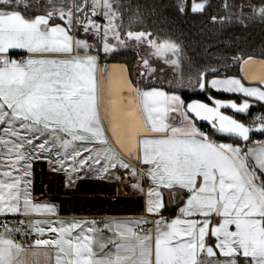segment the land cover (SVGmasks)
Returning a JSON list of instances; mask_svg holds the SVG:
<instances>
[{
    "label": "snow or ice",
    "instance_id": "6c2138e0",
    "mask_svg": "<svg viewBox=\"0 0 264 264\" xmlns=\"http://www.w3.org/2000/svg\"><path fill=\"white\" fill-rule=\"evenodd\" d=\"M98 2L61 0L59 8L32 16L29 10L36 7L33 0H0V58L5 60L0 64V143L7 150V167L11 169L2 173L10 182L0 181V214H20L22 209L54 212V205L37 203L32 198L29 177L36 160L52 163L53 171L68 174L69 183L86 167L100 178L121 169L135 181L131 187L147 196L149 214L158 215L164 207L163 190L186 193L180 216L156 221L154 244L150 235L137 237L136 245L117 244L115 259L107 255L96 257V230L85 227L90 222L73 221L60 222L59 227L55 222L49 223L48 230L57 233L58 238L37 239L35 245L55 244L69 257L66 264H264V139L251 140L253 132L264 136V114L256 127V117L246 125L223 111L247 115L256 106L250 98L264 103L261 88L245 86L236 78L208 82L204 79L206 74H202L201 91L210 87L243 99L237 103L209 97L210 103L186 105L174 93L157 88L137 89L142 129H127L121 140L118 125L106 109L105 119L115 146L73 147L67 151L75 142L102 146L110 143L100 116L105 100L94 71L96 57L89 54L91 46L87 41L72 35L75 27L77 32L82 29L84 34L97 36L101 41L108 39L114 17L105 11L108 25L101 26L94 19ZM103 5L111 8L108 0H103ZM204 7L203 3H195L191 11L200 12ZM179 9L184 11L183 6ZM259 11L264 15V7ZM57 19L62 23L56 24ZM150 35L127 33L129 39H148L157 58L164 56L165 63L179 69L178 59L167 58L169 52L178 54L179 46L168 40L158 43L149 39ZM113 38L120 40L118 32L113 31ZM13 50H24L30 55L18 61L7 55ZM103 50L107 53L116 48L104 43ZM143 66L150 68L146 60ZM197 122L207 123L214 135L202 131ZM215 135L229 140H218ZM117 148L126 150L129 160L138 161L140 170L124 161ZM13 172L19 174L14 176ZM145 178L151 181L147 191L142 184ZM41 223L34 222L32 227L43 234ZM113 223L116 233L126 237L133 235L132 225L139 226L141 222ZM10 231L20 229L5 228V233ZM207 237L214 238L215 244L209 245ZM21 248L0 234V264H19ZM217 253L224 259L200 258L201 254L213 258ZM241 256L243 260L239 259Z\"/></svg>",
    "mask_w": 264,
    "mask_h": 264
},
{
    "label": "crops",
    "instance_id": "0c3cea01",
    "mask_svg": "<svg viewBox=\"0 0 264 264\" xmlns=\"http://www.w3.org/2000/svg\"><path fill=\"white\" fill-rule=\"evenodd\" d=\"M208 0H190L189 9L195 3L207 4ZM47 12H33L30 13L32 16L43 15ZM74 16V14H73ZM75 19V18H74ZM56 24H61L60 20H55ZM75 23V21L73 22ZM72 35L74 39H81L87 41L91 46L89 51L90 55L96 57L95 74L101 81V86L103 88L105 103L101 107L100 116L102 125L106 129V136L109 138V145L102 146L98 143L95 144H80V142H75L69 146L67 151L71 152L72 148H82L89 147L94 149H102L109 146H115V138L112 137L110 131H108V121L105 119V110L107 109L113 118V122L118 125L117 132L121 140L125 139V133L127 129L134 127H141L142 129V116L141 109L139 106V98L136 95V90H149L152 88L161 89L169 94H176L180 96L181 100L184 102L180 92L176 89H167L165 86L152 83L155 78L147 77L151 72L148 68L143 66V62L150 58L157 57L156 50L151 52L155 54L153 57L150 53V49L143 48L139 49L140 58L134 69V74L131 75L127 68V65L123 62H104L99 59V53H105L103 48L99 46L97 39L94 35L84 34L81 29L79 32L73 27ZM136 42L135 40H133ZM123 42L118 46H123ZM143 50L147 54L141 55ZM17 53H24L26 58L30 55L24 50H13L7 55L16 59ZM5 63L3 58H0V64ZM149 64V63H148ZM239 73L238 75L219 73L216 75H210L204 78L209 81L210 78L225 74L227 76L236 77L240 79L241 82L248 87H259L264 90V58L258 56H247L240 60L239 62ZM138 71L139 79L135 74ZM145 75H141V73ZM210 88V87H207ZM211 89V88H210ZM243 99V97H242ZM241 99V100H242ZM235 100V99H234ZM240 101H236L240 103ZM109 101L111 103H109ZM255 100L250 98V102ZM188 102V101H187ZM187 102L184 104L186 105ZM203 131V130H202ZM205 132V131H204ZM2 135V134H0ZM210 135V134H209ZM260 139H253L252 141H259ZM228 142L229 139H218ZM25 147H28L27 145ZM60 151H65L60 149ZM118 155L126 162L138 163L135 159L129 160L126 150H121L117 148ZM88 155V153H85ZM9 164V159L7 156V150L0 143V181L10 182L9 177L2 175L5 171H10L11 169L7 167ZM139 164V163H138ZM54 165L52 163L46 162L44 160H36L31 168V179L30 190L34 202L41 204H51L54 205V212H24L23 209L19 215L23 216V221L25 226L36 234V238L28 243L20 244L22 246L21 251L17 257L19 264H66L69 257L60 252V249L55 244H44L35 245L37 239L54 241L58 238L57 233L48 230L49 223L55 222V226L59 227L60 222L70 223L73 221L79 222H90L86 224L85 227H93L96 230L93 239V251L96 257H103L105 255L115 259L116 245L117 244H128L136 245L138 243L137 237L151 236L154 244L155 234H156V221L161 217L164 220L171 221L172 219L180 216V208L184 206L186 200V193L180 192L178 190L168 191L163 190V204L164 205H175L177 206L176 211L169 215L164 216L159 214H150L154 217V229L148 233H140L129 235L126 237H121L115 231V225L113 222L116 221H146L140 217L142 212V201L139 199H127L120 198L115 201L109 198V194L114 192L115 187L118 183L127 182L130 174L125 173L121 169L110 172L106 177L100 178V175L94 171L89 170L87 167L71 177V183H69V175L59 171H53ZM98 167V166H97ZM19 173L13 172V175H18ZM147 189L149 188L151 181L147 179ZM135 182H131L128 186L131 187ZM136 191V190H135ZM23 201H21V204ZM145 211H147V196L145 198ZM149 214V213H148ZM2 215V214H0ZM10 215V214H8ZM43 222L39 225L45 229L43 234L37 232L32 224L34 222ZM99 222L96 224L95 222ZM91 222H94L91 223ZM140 223V224H141ZM136 227V225H132ZM111 229V230H110ZM77 232L79 229L76 230ZM75 235V233H73ZM5 239H10L9 237H4ZM206 241L209 245L215 244V239L212 237H207ZM67 247V246H65ZM201 259H220L223 260L224 257L217 253L216 257L207 258L205 254H201ZM241 258H243L241 256Z\"/></svg>",
    "mask_w": 264,
    "mask_h": 264
},
{
    "label": "trees",
    "instance_id": "16d2710c",
    "mask_svg": "<svg viewBox=\"0 0 264 264\" xmlns=\"http://www.w3.org/2000/svg\"><path fill=\"white\" fill-rule=\"evenodd\" d=\"M189 1L110 0L115 14L114 23L121 36L126 32L141 31L150 33V37L157 41L168 40L179 46V69L166 66L164 77L152 83L178 90L185 103L193 98L206 100L207 95L240 101V95L224 94L207 87L201 91L198 89L199 77L219 73L238 75L241 59L247 56L264 58V15L259 11L264 7V0H208L203 11L196 13L189 9ZM52 2L54 6L61 5V0ZM179 6L184 7L183 12ZM139 58L140 51L133 40H127L115 51L99 53L101 61L125 63L131 75ZM252 103L256 106L250 108L247 115L227 111L246 125L253 117L258 123V115L264 114V103ZM197 126L214 135L208 124L197 122ZM263 137L254 132L251 134V140ZM215 138L229 139L219 135ZM176 208L166 204L160 215L167 217Z\"/></svg>",
    "mask_w": 264,
    "mask_h": 264
},
{
    "label": "built area",
    "instance_id": "2783aa9c",
    "mask_svg": "<svg viewBox=\"0 0 264 264\" xmlns=\"http://www.w3.org/2000/svg\"><path fill=\"white\" fill-rule=\"evenodd\" d=\"M16 59L18 61L23 60V59H26V56L24 53H17ZM129 163L133 167H135L137 170H140V168L142 167L138 163H132V162H129ZM131 182H135V181L133 179H129L127 182L118 183V185L114 189V192L109 194V198L113 201L120 199V198L139 199L140 201H142V212L140 213V217L145 219L147 223H144L145 222L144 221L139 226L134 227L133 233L140 234V233L151 232L154 229V217L145 211L144 202H145L146 195L138 193L135 190H132L128 186V184ZM142 184L146 191V188L148 185L146 178L143 179ZM21 221L23 223H20ZM95 223L99 224V222L97 221ZM5 228H8L10 230L19 228L20 231H10L9 233H5ZM0 234H4V237H9L14 242L20 243V244L31 242L36 238V234L25 226V223L23 221V216L19 214L0 215Z\"/></svg>",
    "mask_w": 264,
    "mask_h": 264
},
{
    "label": "rangeland",
    "instance_id": "374dc122",
    "mask_svg": "<svg viewBox=\"0 0 264 264\" xmlns=\"http://www.w3.org/2000/svg\"><path fill=\"white\" fill-rule=\"evenodd\" d=\"M69 2L70 3H72V0H69ZM33 3H35V5H36V7L34 8V10L33 9H30L29 10V12L30 13H33L34 11H38V12H48V11H51L52 9H53V7H56V8H59L60 6H54L53 5V2L50 4L49 2L47 3V2H45V0H33ZM108 3L111 5V8L110 9H106L105 7H104V5H103V0H99V2L96 4V11H97V13H98V17H99V20H96L95 18V20L101 25V26H107L108 25V17H105L104 15H103V13L105 12V11H110V14L114 17V19H115V14H114V10H113V8H112V4H111V2H110V0H108ZM66 11H67V9H65ZM72 11H73V14H74V16H73V22L75 21V15H76V13H75V5L73 4V7H72ZM114 19L112 20V28H113V31H115V32H118L117 31V29H116V26H115V23H114ZM113 31H109V36H108V39L106 40V41H101V39L99 38V37H97V36H94L96 39H97V41H98V43H99V46H100V48L102 47L103 48V44L104 43H107V44H109L110 46H114L115 48H118V46L123 42V43H125L127 40H135V39H129L128 37H127V33L128 32H126L125 33V35H123V36H121L119 33V37H120V40H117V39H114L113 38ZM139 32H141V31H138V32H132V33H139ZM90 35H92V34H90ZM149 39H153V38H151V37H149ZM153 40H155V39H153ZM136 42H135V44H136V46H137V49L139 50V49H143V48H149L150 49V53H151V55L153 56V57H155V54H153L151 51L154 49V50H156L153 46H151L149 43H148V39H141V40H139V41H137V40H135ZM157 41V40H156ZM165 40H162V41H157L158 43H162V42H164ZM172 42V41H171ZM174 43V42H173ZM142 52V54L141 55H145V54H147L148 55V53L146 52H144L143 50H141ZM167 58H169V59H177L178 58V54H172L171 52H169V53H167ZM147 61H148V63H149V66H150V68H148L149 69V71H151L148 75H147V77H150V78H152V77H154L155 79H160V78H162V77H164L163 75H164V69L166 68V66H170L172 69H175V66H173V65H170V64H168V63H165V57L164 56H160V58H157V57H155V58H152V60H149V59H147ZM151 69H154V71L153 70H151ZM136 75H137V78L139 79V72L138 71H136V73H135ZM153 75V76H152ZM152 76V77H151ZM204 78H206L205 76H204ZM224 78H236V77H232V76H227V75H225V74H221V75H218V76H215V77H212V78H210L209 79V81L208 82H210L211 80H213V79H224ZM237 79V78H236ZM227 100H230V99H227ZM262 114L260 113L259 115H258V118L261 116Z\"/></svg>",
    "mask_w": 264,
    "mask_h": 264
},
{
    "label": "water",
    "instance_id": "95a60500",
    "mask_svg": "<svg viewBox=\"0 0 264 264\" xmlns=\"http://www.w3.org/2000/svg\"><path fill=\"white\" fill-rule=\"evenodd\" d=\"M247 10L250 11V9H247ZM243 11H244V9H243ZM94 18H95L96 20H99L98 15L95 16ZM121 47H122V46H121ZM118 48H120V47H118ZM198 89H200V88H199V85H198ZM209 97H214V96H212V95H207V99H206V100H201V99L193 98V99H190V100L187 102V104H188V103H191V102H204V103H210ZM214 98H215V99H218V100H221V101H235V100L232 99V98H229L230 100L223 99V98H218V97H214ZM227 110H228V109H224L223 111H225L226 114L232 115V114L229 113ZM229 111H231V110H229ZM232 112H233V111H232ZM204 123H205V122H204ZM206 124H207V123H206ZM255 126L258 127V126H259V123H257ZM254 133H255V132H254Z\"/></svg>",
    "mask_w": 264,
    "mask_h": 264
}]
</instances>
